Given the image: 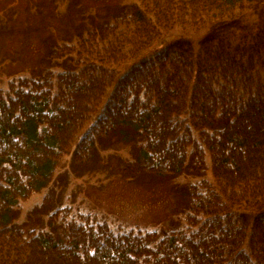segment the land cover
Returning a JSON list of instances; mask_svg holds the SVG:
<instances>
[{"label":"trees","instance_id":"trees-1","mask_svg":"<svg viewBox=\"0 0 264 264\" xmlns=\"http://www.w3.org/2000/svg\"><path fill=\"white\" fill-rule=\"evenodd\" d=\"M130 1L73 47H49V67L0 97V264H264V30L239 41L223 27L261 0ZM177 26L208 27L198 52L174 42L117 81L114 68ZM117 143L131 146L120 174L132 181L201 176L210 158L211 182L173 188L181 230L15 223L65 154L90 169Z\"/></svg>","mask_w":264,"mask_h":264},{"label":"rangeland","instance_id":"rangeland-1","mask_svg":"<svg viewBox=\"0 0 264 264\" xmlns=\"http://www.w3.org/2000/svg\"><path fill=\"white\" fill-rule=\"evenodd\" d=\"M129 3L130 0H0V97L10 96L12 82L49 67V47L64 43L73 47L78 33L102 26ZM230 26L231 34L239 41L254 38L264 30V0L236 11L223 24L226 30ZM207 29L177 26L164 33L138 58L114 68L117 81L174 42H189L198 52ZM111 91L112 88L107 97ZM100 155L103 159L92 164L90 170L75 166L73 149L65 154L49 185L19 203L15 223L24 230L60 234L64 223H81V218L90 217L107 223L116 232L162 235L185 226L177 213L173 190L176 184L202 186L204 180L212 181L208 156L201 176L184 174L171 182H152L146 177L132 181L121 176L126 164L133 162L131 146L117 143L105 150L101 148ZM54 213L58 216L51 219ZM51 220L56 222L51 225Z\"/></svg>","mask_w":264,"mask_h":264}]
</instances>
